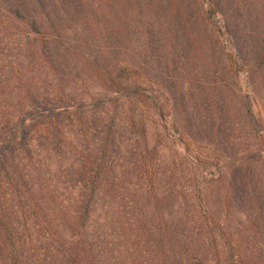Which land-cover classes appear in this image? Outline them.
I'll return each mask as SVG.
<instances>
[{"label": "rangeland", "instance_id": "1", "mask_svg": "<svg viewBox=\"0 0 264 264\" xmlns=\"http://www.w3.org/2000/svg\"><path fill=\"white\" fill-rule=\"evenodd\" d=\"M54 2L80 9L63 46L8 26L0 0V130L35 114L31 100L65 110L25 130L44 186L89 212L82 239L103 262L144 251L128 223L161 232L190 208H264V0ZM56 233L72 241L68 225Z\"/></svg>", "mask_w": 264, "mask_h": 264}, {"label": "trees", "instance_id": "2", "mask_svg": "<svg viewBox=\"0 0 264 264\" xmlns=\"http://www.w3.org/2000/svg\"><path fill=\"white\" fill-rule=\"evenodd\" d=\"M209 1L220 4L218 0ZM6 3V24L16 26L35 44L48 38L65 45L70 23L80 10L71 11V5L60 8L65 3L54 0H25L23 9L16 1ZM0 27L5 25L0 22ZM81 44L78 42L77 48H82ZM107 81V89L120 94L116 79ZM39 104L31 100L29 105L37 111L35 114L29 110L19 114L18 127L4 134L0 130V264H106L98 246L82 239L89 212L79 208L75 200L59 196L51 183L44 186L46 172L25 127L32 119L41 122L65 110ZM114 131L108 126L110 135ZM109 139L107 136L103 153ZM144 194L141 196L145 199ZM186 215L187 218L166 220L161 232L128 223L131 233L127 236L136 239L135 245L144 247L140 254L134 251L136 257L129 252V264H264V208L252 214L233 213L230 208L224 212L190 208ZM65 224L72 232V241L56 233Z\"/></svg>", "mask_w": 264, "mask_h": 264}]
</instances>
